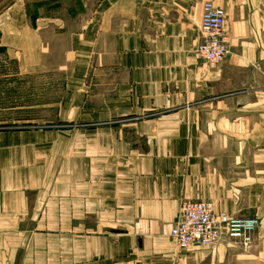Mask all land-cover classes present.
<instances>
[{
  "label": "crops",
  "instance_id": "crops-1",
  "mask_svg": "<svg viewBox=\"0 0 264 264\" xmlns=\"http://www.w3.org/2000/svg\"><path fill=\"white\" fill-rule=\"evenodd\" d=\"M205 1L230 40L215 67L193 53ZM79 2L89 14L57 63L43 62L49 24L0 16L37 94L0 95V264H264V0ZM56 72L62 96L40 99ZM187 201L257 218L251 249L178 252Z\"/></svg>",
  "mask_w": 264,
  "mask_h": 264
},
{
  "label": "built area",
  "instance_id": "built-area-1",
  "mask_svg": "<svg viewBox=\"0 0 264 264\" xmlns=\"http://www.w3.org/2000/svg\"><path fill=\"white\" fill-rule=\"evenodd\" d=\"M225 14L211 2L202 4L199 20V42L195 56L210 67L220 65L230 51V40L224 32ZM259 221L255 217L219 214L208 201H187L180 205L176 222L169 238L178 252L192 248L216 246L223 241H234L242 250L253 245V233Z\"/></svg>",
  "mask_w": 264,
  "mask_h": 264
},
{
  "label": "rangeland",
  "instance_id": "rangeland-1",
  "mask_svg": "<svg viewBox=\"0 0 264 264\" xmlns=\"http://www.w3.org/2000/svg\"><path fill=\"white\" fill-rule=\"evenodd\" d=\"M17 6H22L26 15L33 19H38L45 25L49 24L43 34V62L49 64L62 60L61 55L58 54L61 49L66 48L68 33L77 31L80 19L89 14L88 9L82 7L79 0H0V16L11 13ZM50 22H53L54 26L52 35H50ZM17 64V57L0 46V95L9 97L10 101L20 98L25 101L27 96L37 95L34 91L31 92V88L33 89L31 85L34 86L31 79L34 78L21 75ZM39 79L50 82L46 89L41 84L37 88L40 99L41 96L46 98L47 94L50 100H57L62 96L63 75L61 73L39 76Z\"/></svg>",
  "mask_w": 264,
  "mask_h": 264
}]
</instances>
